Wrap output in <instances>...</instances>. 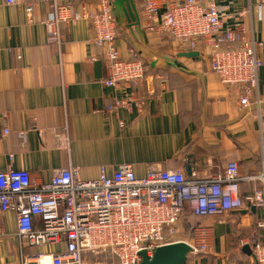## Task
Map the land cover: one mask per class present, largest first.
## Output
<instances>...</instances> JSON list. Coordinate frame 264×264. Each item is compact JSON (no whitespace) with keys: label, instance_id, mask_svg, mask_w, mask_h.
<instances>
[{"label":"crops","instance_id":"crops-1","mask_svg":"<svg viewBox=\"0 0 264 264\" xmlns=\"http://www.w3.org/2000/svg\"><path fill=\"white\" fill-rule=\"evenodd\" d=\"M7 5L0 0V171L27 170L31 178L49 182L56 170L74 167L83 180L111 175L122 164L132 165L138 177L153 170L181 171L189 179L224 172L237 162L243 177L242 195L256 190L264 180V67L260 70V103L242 109L238 97L211 70L209 52L200 44L199 57H178L190 52L166 34L146 28L144 0H132L130 8L113 0L117 22V46L122 60L139 56L146 63L145 87L136 90L150 96L142 110L115 103L129 99L130 90L107 87L102 50L91 43L88 20L63 24L62 51L49 44L43 19L48 5L39 3L29 15L33 0ZM227 24L251 7L255 38L264 43V0H214ZM99 0H74V6L97 10ZM136 54V55H135ZM135 55V56H134ZM264 60V47L260 50ZM95 58V61H91ZM178 62L189 72L171 66ZM166 78L162 83L155 77ZM139 91V92H138ZM24 133V139L19 134ZM259 177H263L262 181ZM195 220L185 215L177 227ZM197 222V223H196ZM212 227L210 255L190 256L187 264H256L241 242L255 236L264 243V208L244 206L222 217L196 220ZM0 264H19L17 219L14 211L0 216ZM183 240V239H182ZM65 246L32 250L60 253Z\"/></svg>","mask_w":264,"mask_h":264},{"label":"built area","instance_id":"built-area-1","mask_svg":"<svg viewBox=\"0 0 264 264\" xmlns=\"http://www.w3.org/2000/svg\"><path fill=\"white\" fill-rule=\"evenodd\" d=\"M74 0H33L26 6L30 15L39 3L48 5L42 23L49 44L59 52L65 37L63 24L76 25L88 20L91 43L102 50L107 77L103 84L114 89L132 90L129 99L115 106L138 109L149 94H138L145 87L146 63L136 54L122 60L117 46V22L113 0H99L96 9L75 7ZM146 28L166 34L185 51H196L202 44L209 52L211 70L222 85L238 97L242 109L260 103L259 73L264 67L258 41L248 27L251 7L239 10L227 24L214 0H144ZM17 5V0H5ZM134 55V56H135ZM93 58L91 61H95ZM162 86L166 78L155 77ZM139 92V91H138ZM3 135L10 133L5 114H0ZM24 139L25 134L20 133ZM262 181L263 177H259ZM243 177L237 162H229L223 173L202 179H189L181 171L153 170L138 177L132 165L122 164L108 175L83 180L74 167L56 170L49 182H38L27 170L0 171V216L14 211L17 219L19 264H140L142 253L152 258L157 249L177 242V225L192 214L201 219L222 217L244 206L264 208L263 184L242 195L240 184L253 180ZM264 227L263 224H259ZM6 234L0 228V237ZM196 255H210L212 227L195 229L194 242H187ZM60 253L32 250L61 246ZM250 246L256 264H264V243L255 236L242 241ZM192 255V256H193Z\"/></svg>","mask_w":264,"mask_h":264},{"label":"water","instance_id":"water-1","mask_svg":"<svg viewBox=\"0 0 264 264\" xmlns=\"http://www.w3.org/2000/svg\"><path fill=\"white\" fill-rule=\"evenodd\" d=\"M130 8L129 4L132 0H116ZM178 57L196 58L199 57L198 52L190 51L179 54ZM171 66L182 72H189L186 68L181 66L178 62H171ZM245 252L253 256L250 246L244 248ZM194 254V249L186 242H177L175 244L167 245L156 250L152 258H148L145 253H142L143 260L140 264H187L189 257Z\"/></svg>","mask_w":264,"mask_h":264},{"label":"trees","instance_id":"trees-1","mask_svg":"<svg viewBox=\"0 0 264 264\" xmlns=\"http://www.w3.org/2000/svg\"><path fill=\"white\" fill-rule=\"evenodd\" d=\"M188 215L192 216V217L194 218L195 222H196V220H203V219H201V218L195 217V216L192 215V214H188ZM195 222H194V223H188L187 226H186V228L183 227L184 230H187V232H188L189 235H190L191 232L193 233V231H194V228H195V226H196ZM196 223H197V222H196ZM178 225H179V224H178ZM178 225H177V227H178ZM179 238H180V237H179ZM63 246H65V244H62V245H61V247H63Z\"/></svg>","mask_w":264,"mask_h":264},{"label":"rangeland","instance_id":"rangeland-1","mask_svg":"<svg viewBox=\"0 0 264 264\" xmlns=\"http://www.w3.org/2000/svg\"><path fill=\"white\" fill-rule=\"evenodd\" d=\"M180 239H187V240H190L191 237L189 236L187 230H184L183 228L181 229V231L179 232V235Z\"/></svg>","mask_w":264,"mask_h":264}]
</instances>
